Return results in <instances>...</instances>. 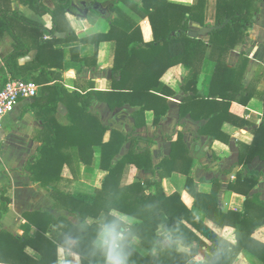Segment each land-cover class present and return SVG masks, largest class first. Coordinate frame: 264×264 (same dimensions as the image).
Returning a JSON list of instances; mask_svg holds the SVG:
<instances>
[{"label": "trees", "instance_id": "trees-1", "mask_svg": "<svg viewBox=\"0 0 264 264\" xmlns=\"http://www.w3.org/2000/svg\"><path fill=\"white\" fill-rule=\"evenodd\" d=\"M45 1L23 0L26 6L43 19V23L30 21L17 11L0 10V30L2 33L10 34L15 40L12 52L3 58L4 67L0 68V92L10 79L31 81L41 87V94L31 106L42 128L34 136L40 147L36 155L29 159L23 171L29 175L31 182L45 189L53 187L54 193H60L58 186L64 181L69 183L75 181L78 170L92 166L96 149L100 148L101 169L108 172L103 190L98 192L97 197L72 194L67 198L71 211L84 222L88 218L96 219L105 212L109 217L105 224H110L117 221V217L111 214L112 211H118L135 220L132 224L122 223L120 227V231L126 233L123 250L127 256V264H198L194 262L197 256L203 259L200 264H232L235 255L244 249L264 264V244L252 239L257 229L264 226V205L259 202L258 197L247 199L242 212L230 211L228 214H223L219 211L217 202L219 184L214 183L210 195L201 194L195 188L190 169L184 172L187 177L186 190L194 198L195 206L205 211L206 219L217 227L230 226L236 229L237 246H230L185 207L176 191L166 194L160 189L161 184L158 182L142 183L137 179V174L141 170L155 174L150 151L146 149L140 152L138 148L141 142H150L149 140L136 138L133 133L112 130L110 140L105 142V135L110 130L102 123L99 114L91 111L94 101L106 103L113 111L129 105L138 109L133 114L136 120L133 131L145 125V123L138 124V119H144L147 111L154 112V125L157 127L168 113L166 97L171 94L169 88L162 84L161 78L177 66L188 65L193 67L194 75L183 89L193 94L187 105H183L181 119L187 115L194 120L201 119L194 111H200V108L204 107L207 112L204 113L203 119L208 123L201 129V135L215 137L227 144L234 133L240 131L239 141L244 142L247 135L243 130L249 122L242 115L252 95L242 83L240 68L230 69L225 63L218 62L208 97L197 90L207 45L201 39L190 37L189 25L191 22H199L202 27L205 26L203 15L202 18L198 17L200 11L202 13L204 11L205 0H199L198 5L194 7L173 5L168 0H141V6L133 0H120L139 16L149 20L154 34V41L149 43L143 41L140 27L128 34L117 33V29L111 26V31L107 35H95L79 40L65 20L67 14L84 19L76 6V0H51L52 8L47 6ZM81 5L83 6V2ZM95 5H99L100 9L97 13L102 16H107L114 8L112 0H91L89 6L85 3L83 8H91ZM258 8L254 0L228 2L219 0L216 22L221 29L212 33L211 43L217 40L227 46L229 51L243 44L248 25L252 23ZM16 25L32 28L39 36L38 61L40 56H51L49 49L56 43L95 42L99 45L112 40L117 34L111 90L103 92L92 89L83 93H70L63 83L62 65L59 67L51 65V61L50 64H39L37 69H29L22 74L18 60L27 55L25 50L29 49L30 52L32 50L30 44L28 48L26 40L15 35ZM59 33H65L63 40L58 38L43 40L45 35L54 37ZM76 50L78 49L73 48L71 52ZM96 59L95 57V62ZM80 62L87 63L85 60ZM117 77L120 79L118 80ZM160 88L161 94L155 93ZM59 104L65 105L68 110V119L71 123L69 127L61 126L56 120ZM188 104L193 105L195 109L189 110ZM185 106L188 109L186 111H184ZM234 112L235 114L240 112V128L235 127L225 136L224 124L232 121ZM253 135L264 139V124L255 130ZM183 139V129L179 126L175 134L168 138L172 144L171 158L163 162L159 168L176 164V154L180 148L188 152ZM127 144H130L129 153L114 164L121 149ZM75 157L79 167L76 165ZM255 157L264 160V152L258 151L248 160L241 155L240 163L248 164ZM127 167L130 169L129 179L126 186L122 187L121 183ZM172 171L173 169L167 177L171 176ZM159 175L160 179L166 178L161 172ZM261 178V176L245 178L239 175L236 185L230 186V190L241 192L238 187L243 186L246 187V191L242 193L249 195ZM153 186L157 187L156 194L150 192ZM0 192L1 225L3 218L9 212L10 200L7 196V188L0 189ZM254 205L256 208L258 205L263 212L259 218L256 217V209L252 213ZM40 219L42 222L50 220L47 227L59 226V222L49 216L40 215ZM47 227L34 224L24 241L1 232L0 242L9 240L12 248L10 251L13 249L16 251V259L6 261L12 264H28L29 258L25 255V249L30 246L42 251L45 260L50 259L51 252L54 253L57 247L45 237ZM80 232L81 234L76 236L77 244L73 250L80 254L82 264H106L104 250L96 248L89 237L92 228L84 224ZM135 238L139 239L141 245L148 251L146 257L131 247V242ZM166 240L176 244L164 247L163 243ZM33 242L42 245L45 251ZM180 246L190 249V254L179 252Z\"/></svg>", "mask_w": 264, "mask_h": 264}, {"label": "crops", "instance_id": "crops-1", "mask_svg": "<svg viewBox=\"0 0 264 264\" xmlns=\"http://www.w3.org/2000/svg\"><path fill=\"white\" fill-rule=\"evenodd\" d=\"M80 1L81 3H90L91 0ZM133 1L140 6L142 5L141 0ZM218 1L205 0L204 11L203 13L200 11L198 14L200 18L203 15L205 26L202 27L199 22H191L189 25L190 32H198L204 28L221 27L216 22ZM112 2L114 3V8L110 10L107 16H102L95 11H90L85 19H79L76 16L67 14L65 16L67 25L73 30L79 40L95 35H107L111 31V26H114L117 29V33L126 32L128 34L140 27L143 41L146 43L154 41L153 30L147 18L139 16L120 0H112ZM168 2L173 5L194 7L198 5L199 0H168ZM254 2L259 8L255 12L252 23L248 25L243 44L229 51L227 46L220 44L217 40L211 43V35L216 30L205 37H198V39L205 42L207 48L197 90L203 96L208 97L217 63L221 62L225 63L230 69L240 68L243 78L242 83L252 95L242 115L249 122V125L243 130L247 135V139L244 142L241 143L239 141L240 131L234 133L227 144L215 137L201 135V129L208 123L207 120L203 119L204 113L207 112L204 107L200 108V111H194L201 119L194 120L190 115L181 119L183 105L187 103L193 94L185 92L183 89L194 75L193 67L188 65L177 66L166 72L161 78L162 84L169 88L171 94L166 97L168 113L157 127L154 125L153 111H147L144 119L139 118L138 124L145 123V125L133 131L136 124L133 114L138 109L126 105L113 111L106 103L99 101H94L91 106V111L99 114L102 123L110 130L105 135V142L110 140L112 130L128 134L133 133L136 138L150 141L141 142L138 148L140 152L146 149L150 151L155 174L146 173L143 170L139 171L137 179L140 182H152L153 184L158 182L161 184L160 189L166 194L176 191L187 209L209 226L223 241L233 247H236L238 243L236 229L230 226L220 228L206 219L205 211L195 206L194 198L186 190L187 177L184 172L190 169L195 188L201 194L210 195L213 192L214 183L217 182L219 184L220 190L217 202L219 211L223 214H228L230 211L242 212L247 199H253V197H258L259 202L264 205V160L255 157L248 164L240 163L241 155L244 156L245 160H248L258 151L264 152V139L253 135V132L264 124V0H254ZM45 3H50V1L46 0ZM49 7L52 8V5ZM0 10L17 11L30 21L42 22V18L26 6L23 0H0ZM15 35L26 40L28 48L30 44V49L32 50L31 52L29 49L25 50L27 55L18 60L22 74H25L29 69H37L39 64L51 63V65H56L57 67L62 65L63 83L70 93H83L92 89L103 92L111 90L117 34L113 36L112 40L102 42L99 45L95 42L56 43L54 47L49 49L51 56H40V61L37 60L39 53V42L37 40L39 36L34 30L16 26ZM65 36V33L56 34L54 37L45 35L43 40L55 38L63 40ZM14 45L15 40L13 37L8 33H2L0 30V68L4 67L3 58L12 52ZM73 48L78 50L71 52ZM95 57L97 58L96 62L94 61ZM80 60H85L87 63L82 64ZM49 61L51 62L49 63ZM117 79L119 80L120 77H117ZM155 93L161 94V88L156 90ZM34 103L35 99L19 101L15 111L7 116L3 123V131L0 138V189L7 188L10 209L1 222L0 233L6 232L11 237L24 241L34 224H40L45 228L50 223L49 219L42 222L40 215L49 216V218L59 222V226L49 225L45 237L57 249L54 253L51 252L50 259L45 260L42 251L31 246L27 247L25 255L29 258L28 264H82L80 254L73 250V247L77 244L76 236L81 234L80 229L83 228L84 224L92 228L89 237L93 240V245L96 248H100L97 245L98 234L109 217L108 214L102 212L96 219L88 218L84 222L81 217L71 211L67 197L72 194H85L97 197L98 192L103 190L108 172L101 169V149L97 148L92 166L78 170V176L75 181L71 183L62 182L58 186L60 193H54L53 187L45 189L38 184H33L29 175L23 171L29 159L36 155L40 147V143L34 140L36 132L42 129L31 109ZM186 108L187 106H185L184 111L195 109L193 105L189 104L188 109ZM239 113L235 114L234 112L232 121L229 124H224L223 134L225 136L231 133L235 127L240 128L241 116ZM56 120L63 127L71 125L65 105L59 104ZM179 126L183 129V143L188 152L180 148L176 154V164L164 166L161 169L159 166L163 162L170 160L172 155V144L168 138L175 134V130ZM129 151L130 144H127L121 149L120 154L114 160V164L124 158ZM75 160L78 166L77 158ZM172 169L171 176L167 177ZM160 172L166 178L160 179ZM129 174L130 169L127 167L122 179V187L126 186ZM239 175L245 178L250 176H261L262 178L249 195H245L242 191H246V187L239 186L238 188L241 192L230 190V186L236 185ZM150 192L151 194H156L157 187H151ZM203 205L206 206L207 204L203 203ZM252 208V213L256 209V217L259 218L263 215L258 205L257 208L255 205ZM111 214L115 217H123V220L127 221L126 224L135 222L133 218L118 211H112ZM252 239L264 244V226L257 229L252 235ZM34 244L45 251L42 245L37 242ZM163 244L164 247H167L176 243L166 240ZM131 247L143 257L148 255V251L137 238L131 242ZM11 249L9 240L0 242V264H12L6 260L16 259V251L15 249L10 251ZM179 252L189 255L190 249L180 246ZM202 261L201 256H197L194 259V262L198 264L202 263ZM232 264L263 263L244 249L238 255H235Z\"/></svg>", "mask_w": 264, "mask_h": 264}, {"label": "built area", "instance_id": "built-area-1", "mask_svg": "<svg viewBox=\"0 0 264 264\" xmlns=\"http://www.w3.org/2000/svg\"><path fill=\"white\" fill-rule=\"evenodd\" d=\"M40 94V87L31 81L10 79L0 92V138L3 123L7 116L15 111L16 105L21 100H34Z\"/></svg>", "mask_w": 264, "mask_h": 264}, {"label": "clouds", "instance_id": "clouds-1", "mask_svg": "<svg viewBox=\"0 0 264 264\" xmlns=\"http://www.w3.org/2000/svg\"><path fill=\"white\" fill-rule=\"evenodd\" d=\"M122 223H127L118 216L117 221L102 226L98 234L97 245L104 250L106 264H127V256L123 250L126 233L120 231Z\"/></svg>", "mask_w": 264, "mask_h": 264}, {"label": "water", "instance_id": "water-1", "mask_svg": "<svg viewBox=\"0 0 264 264\" xmlns=\"http://www.w3.org/2000/svg\"><path fill=\"white\" fill-rule=\"evenodd\" d=\"M83 6H85V3H83ZM99 5H95L91 8H88V7H85L84 10H80V14H82L83 18H87V15L90 11H95V12H99ZM221 29V27H216V28H204L202 29L201 31H198V32H194V31H191L189 33L190 37L192 38H198V37H205L209 34H211L214 30H219Z\"/></svg>", "mask_w": 264, "mask_h": 264}, {"label": "rangeland", "instance_id": "rangeland-1", "mask_svg": "<svg viewBox=\"0 0 264 264\" xmlns=\"http://www.w3.org/2000/svg\"><path fill=\"white\" fill-rule=\"evenodd\" d=\"M49 1H50V3H47V4H46L47 6H51V5H52V1H51V0H49ZM75 2H76V6H77L80 10H84L83 6L81 5V1H80V0H76ZM89 4H90V3H88V2L86 3L87 6H89ZM52 6H53V5H52ZM38 16H39V15H38ZM41 23H43V19H42V22H41ZM16 26H20V25H16ZM21 26H22V25H21Z\"/></svg>", "mask_w": 264, "mask_h": 264}]
</instances>
